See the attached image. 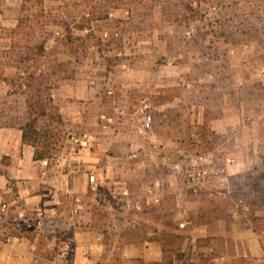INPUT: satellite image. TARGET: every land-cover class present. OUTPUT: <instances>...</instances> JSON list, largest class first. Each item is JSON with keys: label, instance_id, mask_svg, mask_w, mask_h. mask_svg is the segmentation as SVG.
Returning a JSON list of instances; mask_svg holds the SVG:
<instances>
[{"label": "rangeland", "instance_id": "obj_1", "mask_svg": "<svg viewBox=\"0 0 264 264\" xmlns=\"http://www.w3.org/2000/svg\"><path fill=\"white\" fill-rule=\"evenodd\" d=\"M142 68L160 74L177 122L204 120V134L208 121L232 123L181 156L239 170L224 182L232 197L262 209L264 0H0V127L25 131L50 165H72L74 140L107 120L108 78Z\"/></svg>", "mask_w": 264, "mask_h": 264}, {"label": "crops", "instance_id": "obj_2", "mask_svg": "<svg viewBox=\"0 0 264 264\" xmlns=\"http://www.w3.org/2000/svg\"><path fill=\"white\" fill-rule=\"evenodd\" d=\"M129 76L108 78V118L67 168L37 159L21 128L0 127V264H264V207L235 199L224 183L240 171H221L195 196L187 168L175 167L190 143L224 139L232 123L214 119L200 133L206 121L177 122L175 103L160 102L158 72ZM149 112L153 127L141 134ZM69 240L73 253L62 260Z\"/></svg>", "mask_w": 264, "mask_h": 264}, {"label": "built area", "instance_id": "obj_3", "mask_svg": "<svg viewBox=\"0 0 264 264\" xmlns=\"http://www.w3.org/2000/svg\"><path fill=\"white\" fill-rule=\"evenodd\" d=\"M153 127V116L152 114L146 113L143 117L141 128L139 132L141 134L147 133L151 131ZM94 140L93 136H89L87 140L80 141V139H75L76 144H80L83 147H89L90 143H92ZM132 158H135L136 155L132 154ZM187 164V174H186V182L189 185V189L195 196H199L202 188L204 185L207 184L209 179L218 178V175H221L222 172L220 170H216L212 167L213 165V157L212 156H203L198 155L196 157H185L183 161L176 163L175 167L177 169L183 168V165ZM74 168L76 170H80L81 167L79 163H76ZM90 183L95 184L96 183V177L94 175H90L89 177ZM218 180V179H217ZM220 180V179H219ZM160 185V184H159ZM154 191L150 190L149 194L153 195ZM2 210L6 208L5 205L0 206ZM181 228L185 227L184 223L180 224ZM98 240H103L102 235L98 236ZM73 253V243L72 241H66L63 243L61 250H60V258L62 260H68Z\"/></svg>", "mask_w": 264, "mask_h": 264}, {"label": "trees", "instance_id": "obj_4", "mask_svg": "<svg viewBox=\"0 0 264 264\" xmlns=\"http://www.w3.org/2000/svg\"><path fill=\"white\" fill-rule=\"evenodd\" d=\"M23 138H24V142H26V141H25V139H26V132H25V131H23ZM36 158H37V159H43L44 157L37 156V154H36Z\"/></svg>", "mask_w": 264, "mask_h": 264}]
</instances>
